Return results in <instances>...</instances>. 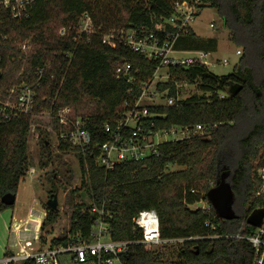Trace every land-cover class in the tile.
<instances>
[{
	"label": "trees",
	"instance_id": "trees-1",
	"mask_svg": "<svg viewBox=\"0 0 264 264\" xmlns=\"http://www.w3.org/2000/svg\"><path fill=\"white\" fill-rule=\"evenodd\" d=\"M196 2L198 11L211 8L217 12L229 42L241 49L238 63L224 76H215L197 63L168 67L169 80L157 90L167 91L166 97L174 104L149 109L157 116L148 123H153V131L191 130L200 125L207 134L163 143L158 157L123 163L112 171L97 167L93 157L78 154L86 169L82 192L75 191L82 202L73 206L68 237L53 239L49 247L69 248L88 240L100 219L109 226L111 240L133 243L121 255L123 264H251L252 252L246 242L207 237L250 231L246 219L255 209L251 199L264 157V0H34L28 19H6L0 27L6 37L0 39V91L5 95L14 87L32 84L36 71L49 66L41 78L34 114L68 107L73 119L85 121L93 143H103L108 140L105 124L124 111L125 100L140 96L141 85L153 77L157 63L122 46L108 48L101 44L99 34L90 37L89 45H76L74 29L81 17L88 15L98 33L140 26L153 32L156 24L173 15L177 3ZM58 27L69 28L67 35L60 37ZM164 29L170 28L164 25ZM22 44L29 49L23 51ZM216 47V39H200L193 28L175 45L182 51L207 54L214 53ZM66 54L71 55L70 63ZM118 62L132 66V82H127L129 77L116 78ZM197 81L202 94L209 96L179 101L177 87ZM235 84L241 85V90L229 97L227 92ZM220 93L223 98L218 97ZM30 121L31 116H20L0 122V199L16 194L29 169ZM58 147L62 151L71 148L62 141ZM171 166L182 170L169 173ZM224 174L228 175L236 218L219 220L210 204L206 211L189 210L188 206L208 202V191ZM6 208L0 203V212ZM44 210L42 226L54 224L57 211ZM149 210L158 216L162 240L203 239L159 249L135 244L141 232L133 227V219ZM205 221L213 223L216 230L205 228ZM60 264L76 263L67 255L61 257Z\"/></svg>",
	"mask_w": 264,
	"mask_h": 264
},
{
	"label": "built area",
	"instance_id": "built-area-1",
	"mask_svg": "<svg viewBox=\"0 0 264 264\" xmlns=\"http://www.w3.org/2000/svg\"><path fill=\"white\" fill-rule=\"evenodd\" d=\"M33 4L34 0H0V27L6 19L11 18L16 22L28 19ZM196 4L197 2L194 5L177 3L173 15L163 21L162 24H156L153 32H148L145 27L140 26L98 33L99 30L95 28L91 18L88 15H83L77 28L74 29L73 41L76 45H89L90 37L99 34L102 45L111 49H115L117 46L125 47L131 53L138 54L149 62L157 63V68L153 77L141 85L140 96L133 100H125L123 103L124 111L112 123L105 124L104 131L108 134V140L103 143H93L85 121L81 118L73 119L70 108L65 107L57 111L42 110L40 116L54 122L55 129L53 127L52 129L56 139L76 149L78 154L82 156L93 157L97 167L105 171H112L116 166L123 163L140 162L148 158L158 157V149L163 143L179 142L194 136H205L207 131L205 127L200 125L191 130L172 128L169 131H153V123H148L149 120L157 116L155 113H150L149 109L162 107L153 102L156 97H165L163 107L174 104L172 98L166 97L167 91L159 92L157 90V86L160 84L156 83L158 73L167 70L168 67L188 66L196 63L207 64L205 59L208 54L204 52H196V57L186 60L175 59L171 56L175 51L179 37L186 35L191 28L190 25L198 13ZM164 25L169 26L170 29L165 30ZM209 28L212 29L213 25H209ZM68 31L69 28L63 27L59 29L58 35L60 37L66 36ZM0 39H6L1 32ZM21 49L26 51L29 48L26 44H22ZM235 53L240 56V50ZM65 58L69 61L71 55L66 54ZM223 63L227 64V61L224 60ZM48 68L49 66H44L38 69L32 84L14 87L5 95L0 91V122H10L20 116H33L37 91L41 87V78ZM131 71L132 66L129 64L122 62L115 64V75L118 79L129 77L127 82H132ZM147 102L151 103L146 104ZM50 130L49 128L48 131L50 132ZM26 174L33 177L35 168L29 167ZM257 181L258 185L251 199L254 210L264 209V157L263 164L257 169ZM246 226L250 229L247 233L241 230L233 236L212 235L207 238H225L246 242L252 252L251 264H264V218L258 228ZM133 227L141 232V239L134 243L148 245L152 248L203 239L162 240L160 238L159 219L153 210L139 212L133 219ZM204 227L210 231L216 230V226L210 221H205ZM35 240L22 238V244L20 240H14L12 249L2 256L0 264H20L27 260H34L35 264H60L61 257L67 255L68 259L76 264H85L90 258L93 259L92 264H123L121 255L127 251L129 245L133 244L129 241L111 240L109 226L100 219L94 223L93 231L88 240H83L69 248H41L38 245L35 246L38 244V241Z\"/></svg>",
	"mask_w": 264,
	"mask_h": 264
},
{
	"label": "rangeland",
	"instance_id": "rangeland-1",
	"mask_svg": "<svg viewBox=\"0 0 264 264\" xmlns=\"http://www.w3.org/2000/svg\"><path fill=\"white\" fill-rule=\"evenodd\" d=\"M142 2L145 3V0H142ZM209 25H213V28L210 29ZM190 27L193 28V31L200 39L214 38L218 42L216 51L208 54L205 59L207 61L205 66L209 72L215 76H224L232 73L240 57L235 52L241 49L236 48L229 42L227 31L223 29L222 21L217 12L211 8H204L198 11ZM56 29L59 32V27ZM196 52L203 51H187L183 53L182 50L176 48L171 56L180 60L193 59L196 57ZM224 60L227 61V64L223 63ZM168 80L167 70H163L158 73L156 83H166ZM199 85L200 81L195 82L193 85L178 86L177 99L183 101L193 96L208 97L209 95L202 94L199 90ZM218 97L223 98L224 94L220 93ZM153 102L157 106H164L165 97H156ZM150 103L147 102L146 104ZM52 127L55 129L53 120L43 118L40 114L31 116L27 155L29 167L35 168V175L32 177L26 174L21 179L14 205L0 212V259L3 256L1 245L6 241V236L3 233L7 232L6 229L10 225V249H12L13 240H20L22 244V237H24L22 232L28 231L27 225H22L19 228H15V225L24 222L27 213L32 209L42 212V217L40 218L42 220H37L36 218L31 226L32 229H30V231H36V233L32 232L31 234L35 237L31 239L38 241L35 246L46 248L49 247L53 239L61 240L69 235L73 206L82 202L75 191L80 190L82 192L81 183L85 178L86 169L85 165L80 162L78 152H74L73 148L67 151L59 149V141L56 139ZM49 128L51 129L50 132L48 131ZM180 170L182 168L178 166L168 168L169 173ZM53 194L56 195L57 199V219L52 225L44 224L42 226V221L45 218L44 208H46V203ZM208 207L209 203L203 201L188 206L191 211L198 209L206 211ZM42 227L44 228L42 229ZM35 241L34 243H36ZM175 245L170 246L173 247ZM157 248L159 249V247ZM172 256L171 258L173 259Z\"/></svg>",
	"mask_w": 264,
	"mask_h": 264
},
{
	"label": "water",
	"instance_id": "water-1",
	"mask_svg": "<svg viewBox=\"0 0 264 264\" xmlns=\"http://www.w3.org/2000/svg\"><path fill=\"white\" fill-rule=\"evenodd\" d=\"M241 90V85H232L227 94L229 97L236 96ZM227 174L221 176L216 182L215 187L207 193V200L214 210L215 216L220 220L231 221L236 218L232 210L233 195L229 184L226 182ZM16 194H6L0 199V203L6 207H12L15 203ZM46 207L52 211H57L56 195L50 196ZM264 218V209L253 210L246 219V225L251 227H260Z\"/></svg>",
	"mask_w": 264,
	"mask_h": 264
},
{
	"label": "crops",
	"instance_id": "crops-1",
	"mask_svg": "<svg viewBox=\"0 0 264 264\" xmlns=\"http://www.w3.org/2000/svg\"><path fill=\"white\" fill-rule=\"evenodd\" d=\"M195 33V32H194ZM196 34V33H195ZM217 41V40H216ZM217 47H218V42H217ZM36 215V216H35ZM44 216H45V213H44ZM42 217V212H39V211H36V210H34V209H32V210H30L28 213H27V216L25 217V220H24V222H22V223H19V224H16L15 226V228H19V227H22V225H27V228H28V231H26V232H22V235L24 236V237H22V238H25V239H31V238H35L33 235H31L32 234V232L33 233H36V231L35 230H33V231H30V229H32V224H33V222H34V220L37 218V220H42V219H40ZM9 227H10V225H9ZM9 227L6 229L7 230V232L6 233H3V235H5L6 236V241H7V245H6V241L5 242H3V244L1 245V249H2V255H4L5 253H8V251L10 250V229H9ZM35 235V234H34ZM21 236V235H20ZM13 242H14V240H13Z\"/></svg>",
	"mask_w": 264,
	"mask_h": 264
},
{
	"label": "flooded vegetation",
	"instance_id": "flooded-vegetation-1",
	"mask_svg": "<svg viewBox=\"0 0 264 264\" xmlns=\"http://www.w3.org/2000/svg\"><path fill=\"white\" fill-rule=\"evenodd\" d=\"M221 178V177H220Z\"/></svg>",
	"mask_w": 264,
	"mask_h": 264
}]
</instances>
